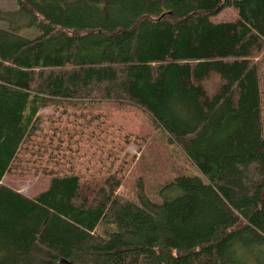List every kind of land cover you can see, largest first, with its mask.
Instances as JSON below:
<instances>
[{"label": "trees", "instance_id": "1", "mask_svg": "<svg viewBox=\"0 0 264 264\" xmlns=\"http://www.w3.org/2000/svg\"><path fill=\"white\" fill-rule=\"evenodd\" d=\"M17 5L0 11V264H264V0ZM161 140L205 182L158 179L157 201Z\"/></svg>", "mask_w": 264, "mask_h": 264}, {"label": "rangeland", "instance_id": "2", "mask_svg": "<svg viewBox=\"0 0 264 264\" xmlns=\"http://www.w3.org/2000/svg\"><path fill=\"white\" fill-rule=\"evenodd\" d=\"M17 0H0V11L5 13H13L17 10ZM236 16L235 11L233 9H226L222 11L220 14L212 18L213 22H222V21H230L234 19ZM5 26L0 22V27ZM159 142L150 143V150L147 151L146 154L151 155L152 163L154 164L153 172L150 174V179H146V175L143 173H137L136 175L130 176L127 181V185L122 186L118 193L123 194L129 199L136 201V197L134 191L132 189L133 181L136 177H142L149 181V194L153 199L157 201H161L162 197L159 195L157 196L153 194L155 190L158 188L156 187L158 179L160 180L158 184L162 183L164 180H170L173 178L172 176L179 174V175H186L191 177H199L200 179L205 182L204 177L198 171V169L190 164L184 156L175 148L174 145L165 144L162 140ZM130 154H136L135 148H130ZM137 155V154H136ZM146 165L145 158H142L139 162V169H142ZM149 168L146 165L145 170ZM151 168V169H152ZM150 172V171H149ZM162 175V176H161ZM6 183L18 185L21 188V191L28 194L31 191H36L38 188L44 186V183L39 184V180L37 178H30V177H21V178H8ZM163 184V183H162ZM161 184V185H162ZM160 188V187H159ZM97 233L102 234L103 228L97 229Z\"/></svg>", "mask_w": 264, "mask_h": 264}]
</instances>
